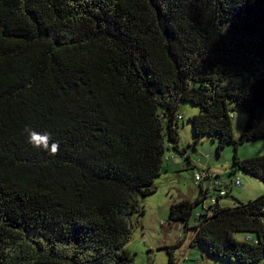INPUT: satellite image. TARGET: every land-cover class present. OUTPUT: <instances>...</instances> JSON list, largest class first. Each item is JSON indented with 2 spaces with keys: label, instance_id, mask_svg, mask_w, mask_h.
I'll return each mask as SVG.
<instances>
[{
  "label": "trees",
  "instance_id": "trees-1",
  "mask_svg": "<svg viewBox=\"0 0 264 264\" xmlns=\"http://www.w3.org/2000/svg\"><path fill=\"white\" fill-rule=\"evenodd\" d=\"M181 102L200 109L194 146L234 144L231 182L206 171L168 220L211 257L264 264V192L219 200L236 172L264 184V154H237L264 138V0H0V264H133L139 196L167 150L185 153ZM231 103L247 115L239 141Z\"/></svg>",
  "mask_w": 264,
  "mask_h": 264
},
{
  "label": "rangeland",
  "instance_id": "rangeland-1",
  "mask_svg": "<svg viewBox=\"0 0 264 264\" xmlns=\"http://www.w3.org/2000/svg\"><path fill=\"white\" fill-rule=\"evenodd\" d=\"M238 82L237 78L227 80V84ZM232 126L235 140L239 141L246 113L231 103ZM199 107L191 103L181 102L178 115L182 120L178 122L179 149L184 154L174 150H167L169 157L163 163L161 175L155 179L156 191L145 197L139 196V206L144 210L142 214L130 216L133 223L132 240L128 244L133 257V264H168L167 247H175L173 254L177 264H238L236 261L211 257L200 245L190 247L193 230L185 232L182 222L168 220L169 207L181 200L194 201L200 194V182L203 189L209 186L208 179L195 180V174L205 175L208 171L213 178L230 184V171L234 144H227L217 156L216 143L209 136H203L194 146V135L188 118L199 113ZM256 130L264 132V115L259 119ZM239 158H250L264 154V138L239 143L237 146ZM241 185H232L228 196L219 200L224 206H235L239 202L246 203L254 200L264 192V184L249 174L236 172L234 174ZM233 176V175H232ZM205 177V176H204ZM215 192H209L205 200L208 204ZM202 205H196L195 211H201ZM194 220L190 221L192 227ZM260 264V263H254Z\"/></svg>",
  "mask_w": 264,
  "mask_h": 264
},
{
  "label": "built area",
  "instance_id": "built-area-1",
  "mask_svg": "<svg viewBox=\"0 0 264 264\" xmlns=\"http://www.w3.org/2000/svg\"><path fill=\"white\" fill-rule=\"evenodd\" d=\"M195 180H196V181L200 180V174H196V175H195ZM236 185L239 186L240 183H239L238 181H236ZM221 194H224V193L222 192Z\"/></svg>",
  "mask_w": 264,
  "mask_h": 264
}]
</instances>
